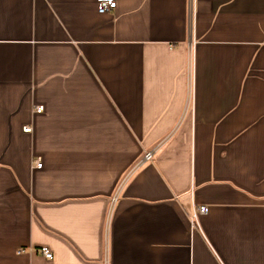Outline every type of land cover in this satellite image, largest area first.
Wrapping results in <instances>:
<instances>
[{"label":"crops","instance_id":"0c3cea01","mask_svg":"<svg viewBox=\"0 0 264 264\" xmlns=\"http://www.w3.org/2000/svg\"><path fill=\"white\" fill-rule=\"evenodd\" d=\"M115 1L0 0V264H264V0Z\"/></svg>","mask_w":264,"mask_h":264},{"label":"built area","instance_id":"2783aa9c","mask_svg":"<svg viewBox=\"0 0 264 264\" xmlns=\"http://www.w3.org/2000/svg\"><path fill=\"white\" fill-rule=\"evenodd\" d=\"M96 5V11L99 14H107L113 11L116 7V1L115 0H95ZM42 110V107H36L35 112H40ZM30 129L29 127H24L23 131L28 132ZM153 151H148L144 153L142 160L143 161H149L152 159ZM41 162L36 159L33 161V167L34 168H40ZM208 207L206 205H197L193 207L192 210V219H195L198 215H203L207 213ZM18 252H22L21 249L18 250ZM38 252L46 259H51L52 254L45 248H41L38 250Z\"/></svg>","mask_w":264,"mask_h":264}]
</instances>
